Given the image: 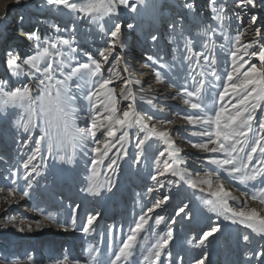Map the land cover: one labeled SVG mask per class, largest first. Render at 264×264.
Segmentation results:
<instances>
[{"label": "snow or ice", "instance_id": "1", "mask_svg": "<svg viewBox=\"0 0 264 264\" xmlns=\"http://www.w3.org/2000/svg\"><path fill=\"white\" fill-rule=\"evenodd\" d=\"M234 2L239 9H264V0ZM44 4L55 12L66 10L73 21L83 18L100 36V44L96 45L93 38V51L81 49L75 31L65 34L64 28L49 22L56 34L41 38L37 31L24 32L33 44V54L22 58L14 50L6 53L10 76L0 77V114L4 119L14 117L17 136L21 130L27 134L16 143L18 151L27 150L28 155L22 163L23 173L9 167L4 179L10 185L0 187L9 203L5 213L18 203L15 196L21 181L22 198H33L29 190L34 191L36 178L48 172V159L72 165L82 153L85 168L81 191L98 197L102 190L113 191L120 161L128 157L132 163H143L150 169L148 178L155 188L171 190L186 185L206 212L250 230L242 235L243 241L252 243L253 234L264 241V32L257 28L245 43V31L238 30L230 37L222 23L219 33L216 27L202 25L196 33L200 39L193 40L185 35L182 21L169 24V39L175 45L171 60L149 55L150 63L142 67L152 69L156 83L176 89L172 98H178L183 107H176L171 114L185 122L178 129L175 120L167 118L169 109L159 104L156 95L140 94L144 92L143 81L134 77L125 52L130 42L118 21L124 11L137 13L147 7L146 0H44ZM183 7L194 10L189 0ZM225 7L209 0L214 21L228 18ZM245 15L236 18L242 20ZM0 19H6V14ZM20 20L23 22L24 17ZM250 21L254 25L257 16L251 15ZM127 27L131 30L134 25L129 23ZM217 35H223L219 45L212 39ZM151 39L156 41L157 36ZM197 46L200 51H194ZM133 136L136 140L130 154L128 145ZM178 140L206 155L193 156ZM37 158L41 163H33ZM190 159L192 164H200L202 171L190 170ZM233 181L240 186L236 189L239 197L232 190ZM154 187H148L147 192L153 193ZM197 191L207 193V197L197 195ZM240 197H244L243 202ZM169 199L163 194L147 211L137 200L141 211L129 220L122 238L108 226L105 249L89 243L83 261L70 260L65 253L62 259H51L50 264H178L169 259L172 253L167 251L173 239L172 228L167 226V217L156 212L166 207ZM249 200L260 207H249ZM78 207L71 208L67 216L46 212L38 203L33 210L60 231H82L88 236L96 231L101 213L89 214L86 222L78 225ZM191 213L189 204H184L175 215L190 218ZM36 224L39 229L40 221ZM162 224L166 231H158ZM221 231V225L214 224L187 243L203 249L209 238ZM245 254L251 259L244 264H252L256 257L264 260V252ZM3 259L4 264H36L31 255L26 260ZM207 260L205 251L194 264H206Z\"/></svg>", "mask_w": 264, "mask_h": 264}, {"label": "rangeland", "instance_id": "2", "mask_svg": "<svg viewBox=\"0 0 264 264\" xmlns=\"http://www.w3.org/2000/svg\"><path fill=\"white\" fill-rule=\"evenodd\" d=\"M160 1L158 11H155L156 19L149 18L151 13L147 15V19H144L145 17L140 18L138 15H134L135 13L124 11L122 18L118 22L121 23L123 30L128 34L130 48L126 49L125 52L131 70L136 79L143 81L144 92L140 94L149 96L156 95L159 104L169 109L167 118L174 119L175 127L181 129L182 126L185 125L184 121L181 120L177 122V118L171 114L172 110L176 107H183L178 98H172L175 96L176 89H169L167 83H156L154 75L152 74V69L142 67L143 64L150 63L147 60L149 55H161L171 60L172 49L175 45L171 43L169 39V24L172 21H182L185 35L190 39L196 40L200 39L197 37L196 33L202 25L205 27L207 25L216 27L219 33L221 31L220 24L222 23L224 31H226L230 37H234L237 34V28L240 27L245 28L251 26L253 27L252 31L255 32L257 27H259L258 22L264 23V13L262 12V8H257L255 10L242 9L238 11L236 10L237 7L234 0H222L219 4H224L226 6L225 8H227V10H225V12L228 14V18L219 22L211 19L213 15H211L210 19L205 17V10H207L209 5L207 0H204L203 3L200 2V6L197 4L200 0H189V2L194 4V10L192 11L184 8L181 3L173 5L179 10H176L171 16H169L168 13L161 15V12L170 11V8H167L168 0ZM132 2H134V0H130V3ZM44 5V0H21L20 3H16L15 0H7L6 4L0 8V18L5 17L6 14V19H0V77H4L5 74L10 76V72H8L7 65L5 64V59L10 43H12L9 42V39L13 38L9 35V39L2 42L1 34L5 31H12L13 27L11 25H15V23L19 25L21 16H27L26 19L28 20L30 18L33 22H35L36 19L39 20L37 21L38 23L35 22L34 29L31 31H36L39 26H42L43 31L39 33L41 38L45 35L56 34L49 26V22H56L57 25L65 29V34L70 31H75L77 33V40L80 42L79 47L81 49L93 51L95 47V45H92L93 38L95 39L96 45L100 44V36L95 33L92 26L83 18L73 21L71 14L66 10L55 12ZM179 5L181 7H179ZM37 8L38 10H40V8L49 9L45 12V10L37 11ZM232 10H234V14L231 13ZM242 13H246V15L242 20H238L236 18L237 15ZM235 14L237 15L230 19L231 15ZM251 15L257 16V22L254 25L250 21ZM65 16H68L67 20H64ZM60 22L64 23L59 24ZM143 22L145 26L142 24ZM129 23L134 25V28L131 30L127 27ZM235 26L237 27L235 28ZM157 28L159 30H157ZM152 35L157 36L156 41L151 39ZM212 39L217 45L223 43V35L213 36ZM13 41L16 44L18 43L17 46L19 48L16 52L20 55V49L25 40L22 42L19 40ZM155 43L157 44L155 45ZM90 45H92V47H90ZM30 46H32L33 49L32 43ZM103 46L106 47L107 45ZM180 46L181 48L183 47L182 42ZM32 49L27 54L25 53L22 58L33 54ZM200 50L199 46L194 49V51ZM257 63L259 62L257 61ZM119 84L120 82H117L116 87L118 91ZM149 86H151V91H149ZM167 97L173 101V106L165 104V99H167ZM80 126L84 127L85 124L81 123ZM165 127L173 126L165 125ZM26 135L27 134L23 133L21 130L20 136L26 137ZM32 135L35 137L37 135L36 131H33ZM99 135L98 133V136ZM184 135L187 134L184 133ZM20 136L16 135L14 117L4 119L3 114H0V187L10 185V181L4 179L5 176L9 175V167H11V171H19L21 173L24 171L22 163L23 160L27 159L28 151L24 150L23 153L18 151V144L16 141L20 139ZM131 140L132 143L128 145L130 154L134 152L133 145L136 137H131ZM178 143L186 152L192 153L193 156L199 155L203 157L206 155L192 149L190 144H187L186 141L178 140ZM33 163H41L40 158H37ZM47 164L49 165L48 172L43 174L42 177L36 178V182H34V191L29 190L32 191L33 198H31V201L27 198L26 204L15 205L17 206L16 211L10 213L9 218L2 221V224L7 225V228L0 225L3 231L11 228L15 230L12 232L24 233V236H22L24 238L21 239L23 240L22 243L20 246H18L19 244L16 245V247L12 245V241L10 242L11 244L8 242L10 240V233L0 235V257L3 256V248L7 249L8 252L5 253V256L9 262L11 260H26L27 256L31 255L36 261V264H50L51 259H62L65 253L68 254L70 260L79 259L83 261L85 259L83 251L89 243L94 246H99L101 249L107 247L106 233L108 226H112L113 233L116 237H123V234L127 232L129 220L133 218L134 214L140 213L141 211V207L137 204V200L144 206L143 210L147 211V208L152 206L151 202L156 198H162L163 194H168L170 199L166 202V207L157 209L156 212L167 217V226L172 228L173 239L169 242V248L167 250L172 253V257L169 259L178 261V264H194L195 260L200 258L204 252L207 251L208 260L206 264H244L245 261L251 259V257L245 254L247 251H251L253 254L256 252H264V241L255 237L254 234L252 243L243 241L242 235L250 230L232 225L230 222L224 221L223 218L218 219L215 214L206 212L200 202L192 197L191 194L193 190L187 188L186 185L183 187H173L171 190L167 187L164 189L155 188L151 179L148 178V171H150V169H145L143 163L137 165L132 163L128 157L121 160V168L116 173L113 181V191L109 193L102 190V194L98 197L88 196L81 191L85 168L82 153H78L77 159L72 165L63 164L58 160L52 159H48ZM189 164L191 165L190 170L202 171L200 164H192L191 159L189 160ZM22 185L23 181H21V185L17 186V197L18 195H22L20 191ZM148 187H154L153 193L147 192ZM237 188H240V186L233 181L232 190L234 194L239 197L240 193L236 190ZM138 194L141 195L138 196ZM196 194L207 197V193H199L197 191ZM5 196L6 195H2L0 198V206L5 204ZM240 200L243 202L244 197H240ZM37 203L45 208L46 212H51L53 214L60 213L64 216L70 213L71 208L78 205V225L86 222L89 214L99 212L101 216L98 218L96 231L88 236H85L82 231L63 232L60 231L55 224L44 219L43 214L33 210L34 205ZM230 203L232 202L230 201ZM184 204H189L192 209L190 218H186L183 214L179 217L175 215L176 211H178L180 207H183ZM248 206L253 208L260 207L257 202L250 200L248 201ZM21 220L25 222V227L19 228L17 226ZM36 220L40 221V223L45 226H49L48 237L32 239L28 236L31 232L29 228H31V230L35 229L30 225ZM150 223H152V221H150ZM214 224H220L222 231L216 234L214 238H209V242L206 244L205 248L194 247L187 243L191 238H198V236L202 234V231L208 230ZM21 228L23 231L18 230ZM166 230L164 224L160 225L158 228V231L161 232ZM39 235L42 234L40 233ZM252 264H264V260L260 257H256V259L252 260Z\"/></svg>", "mask_w": 264, "mask_h": 264}, {"label": "bare ground", "instance_id": "3", "mask_svg": "<svg viewBox=\"0 0 264 264\" xmlns=\"http://www.w3.org/2000/svg\"><path fill=\"white\" fill-rule=\"evenodd\" d=\"M184 1L185 0H172V2H171V0H168L167 1V4H168V9L170 8V11H164L163 13L161 12V15H165L166 13H168L169 14V16H171L176 10H179L178 8H176V7H174L173 5H177V4H179V3H181V5L184 3ZM222 0H217V4H219L220 2H221ZM228 1V0H227ZM6 2H7V0H0V8H2L5 4H6ZM160 0H146V3H147V7H141L140 9H139V11L137 12V13H135L134 15H138L140 18H142V17H145L144 19H147V15H149V13H151V15H149V18H152V19H156L155 18V11L157 10L158 11V6H159V4H160ZM200 2L201 3H203L204 2V0H200L197 4H198V6H200L199 4H200ZM207 2H209V0H207ZM45 6V5H44ZM179 7H181L180 5H179ZM49 8H40V10H38V8H37V11H42V10H45V12H46V10H48ZM255 9H257V8H255ZM255 9H253V10H255ZM225 10H227V8H225ZM236 10H238V11H240V10H242V9H239V8H237ZM200 11V10H199ZM198 11V12H199ZM262 12L264 13V9H262ZM36 13V12H35ZM42 13V12H41ZM231 13L232 14H234V10H232L231 11ZM37 14V13H36ZM36 14H35V16H36ZM191 14V13H190ZM225 14H226V16L228 15L226 12H225ZM192 15V14H191ZM190 15V16H191ZM211 15H214V13L211 11V9L209 8V5H208V7H207V10H205V17H207V18H211ZM237 14H235V15H231V18L230 19H232L234 16H236ZM261 15H263V14H261ZM24 17V21L23 22H21V20L19 21V25H18V23L16 24L15 23V25L13 24V25H11L12 27H13V30L12 31H5V32H2V34H1V41L2 42H5L6 41V39H9L8 38V36L9 35H11V37H13V38H11V39H9V42H12V43H10V46H9V48H8V51H17V49L19 48L17 45H18V43L16 44V43H14V41L13 40H15V41H17V40H19L20 42H22V41H24L23 42V46L21 47V49H20V56L22 57L25 53L27 54L29 51H31V49H32V46H30V44L32 43L31 41H29L27 38H26V36L24 35V32H28V31H31L32 29H34L33 27H34V24H35V22H37V21H39V20H35V22H33L32 20H30V18L27 20L26 19V17L27 16H23ZM70 17V16H69ZM159 17V16H158ZM67 20L68 19V16H65L64 17V20ZM212 19V18H211ZM161 21V20H160ZM162 21H164V20H162ZM176 21V20H175ZM47 22H49V21H47ZM159 22V21H158ZM172 22H174V21H172ZM171 22V23H172ZM38 23V22H37ZM55 24H56V22H54ZM64 22H60L59 24H63ZM77 23V22H76ZM144 26H145V23L143 22L142 23ZM258 24H259V27H257V28H259V29H262V31H264V23H260V22H258ZM38 25V24H37ZM185 25V24H184ZM144 26H142V27H144ZM31 27V28H30ZM237 26H235V28H236ZM159 28V27H158ZM157 28V30H159ZM11 29V28H10ZM239 31H245L246 32V34H245V36L243 37V41L244 42H249L250 40H251V38H253L254 37V35H255V32H253L252 30H253V27H251V26H247V27H245V28H242V27H240V28H237ZM142 30H143V28H142ZM156 30V31H157ZM38 33H42V26H39L38 27V29L36 30ZM140 32H141V29H140ZM10 37V36H9ZM127 37H128V34H127ZM4 40V41H3ZM166 41V40H165ZM166 43V42H165ZM157 43H155V45H156ZM1 52H2V50H1ZM17 54H18V52H16ZM25 57V56H24ZM141 57H145V56H141ZM5 61H6V59H5ZM4 61V62H5ZM6 64V63H5ZM166 101H165V104H167V105H170V106H173V101L171 100V99H169L168 97H167V99H165ZM177 120V122H180L181 121V119H176ZM185 123V122H184ZM2 195L4 196V195H6V192H3V193H1L0 194V198L2 197ZM5 199V198H4ZM9 199H12V198H9ZM15 199L18 201V203H16V204H13L12 206H11V210H10V212H8V213H5V209H7V208H9V203L5 200V204L4 205H2V206H0V225H3L5 228H7L6 226L7 225H4V224H2L3 222V220L4 219H6L5 218V216H7V218H9V214L10 213H13V212H15L16 211V208H17V206L18 205H21V204H26V201L28 200L27 198H22V195H18V197L17 196H15ZM27 199V200H26ZM30 201H31V199H30ZM15 205H17V206H15ZM37 221V220H36ZM36 221L35 222H33L30 226H32V228L34 229V230H31V232L28 234V236H30L32 239H38L39 237H43V238H46V237H48V233H49V226H45L44 224H41L40 223V225H39V229L37 228V224H36ZM17 227H25V222L24 221H19V225L17 226ZM9 228V227H8ZM12 231H15V230H12L11 228H9V229H6L5 231H3V230H1V228H0V235L1 234H6V233H10V240L8 241L9 243L11 242L12 243V245H14L15 247H16V245H18V246H20V244L22 243V241L23 240H21V239H23L24 237H22V236H24L23 234L24 233H22V232H12ZM42 234V235H39V234ZM26 234V233H25ZM27 235V234H26ZM10 243V244H11ZM14 243V244H13ZM1 245V244H0ZM8 247V246H7ZM12 251V250H11ZM6 252H8V250L7 249H5V248H3V256L2 257H0V260H1V262H0V264H4V262H3V258H6Z\"/></svg>", "mask_w": 264, "mask_h": 264}]
</instances>
